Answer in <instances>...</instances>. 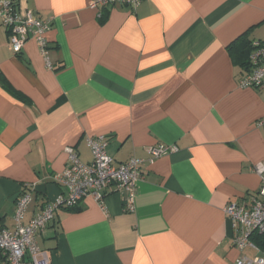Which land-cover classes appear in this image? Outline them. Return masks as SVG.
Returning a JSON list of instances; mask_svg holds the SVG:
<instances>
[{
    "label": "crops",
    "instance_id": "0c3cea01",
    "mask_svg": "<svg viewBox=\"0 0 264 264\" xmlns=\"http://www.w3.org/2000/svg\"><path fill=\"white\" fill-rule=\"evenodd\" d=\"M16 1L52 19V69L34 40L14 54L0 18V230L27 186L25 224L65 193L66 147L89 163L104 135L120 164L163 143L177 150L142 168L134 210L113 191L55 212L38 235L51 264H234L225 208L262 185L264 89L239 85L228 47L264 41V0Z\"/></svg>",
    "mask_w": 264,
    "mask_h": 264
},
{
    "label": "built area",
    "instance_id": "2783aa9c",
    "mask_svg": "<svg viewBox=\"0 0 264 264\" xmlns=\"http://www.w3.org/2000/svg\"><path fill=\"white\" fill-rule=\"evenodd\" d=\"M141 1L93 0L91 6L104 8L121 3L136 9ZM0 18L8 30V44L14 54H20L26 43L34 40L47 67L52 69L46 36L51 27V18H39L32 10L22 9L16 0H0ZM252 45L250 64L239 80V85L263 90L264 41L256 40ZM258 125H264V118L258 121ZM88 145L93 155V160L89 163L82 162L73 147H66L67 164L63 171L52 176L53 182L65 193L47 202L28 224L24 223L25 213L33 200L29 188L34 189L35 184L27 186L26 191L23 190L18 196L14 227L0 230V264H51L50 254L40 245L38 235L53 220L60 207L76 206L89 196L103 204L104 197L114 191L123 194L129 211L134 210L142 168L177 150L176 146L161 143L148 148V158L132 157L126 162L115 164L107 151L106 136H91L88 138ZM255 171L262 179L258 195L250 203L232 201L225 208L234 229L233 244L241 252L234 264H264V247L255 240V235L264 233V165H257ZM247 251L254 252V256L247 254Z\"/></svg>",
    "mask_w": 264,
    "mask_h": 264
},
{
    "label": "trees",
    "instance_id": "16d2710c",
    "mask_svg": "<svg viewBox=\"0 0 264 264\" xmlns=\"http://www.w3.org/2000/svg\"><path fill=\"white\" fill-rule=\"evenodd\" d=\"M242 38H239L238 40H236L234 42V44L229 45L228 50H229L230 54L234 58H238V62L243 67H245L246 69H248V66L250 64V62H249V56H250V53H251V51L253 49V45H252V42H250L249 40H246V38L245 39H242ZM11 91H12V93L13 92L15 93V91H13V90H11ZM16 95L19 98L22 97V95L19 94V93H17ZM255 240L257 242H259L261 246L264 247V233L263 234H257V235H255Z\"/></svg>",
    "mask_w": 264,
    "mask_h": 264
},
{
    "label": "rangeland",
    "instance_id": "374dc122",
    "mask_svg": "<svg viewBox=\"0 0 264 264\" xmlns=\"http://www.w3.org/2000/svg\"><path fill=\"white\" fill-rule=\"evenodd\" d=\"M247 254H249L250 256H254L255 253L254 252H251V251H247Z\"/></svg>",
    "mask_w": 264,
    "mask_h": 264
}]
</instances>
